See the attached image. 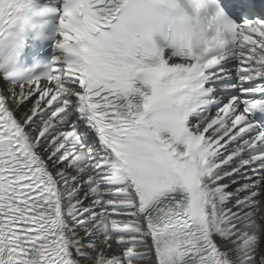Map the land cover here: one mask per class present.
<instances>
[{"label": "snow or ice", "instance_id": "obj_1", "mask_svg": "<svg viewBox=\"0 0 264 264\" xmlns=\"http://www.w3.org/2000/svg\"><path fill=\"white\" fill-rule=\"evenodd\" d=\"M0 264H264V0H0Z\"/></svg>", "mask_w": 264, "mask_h": 264}]
</instances>
